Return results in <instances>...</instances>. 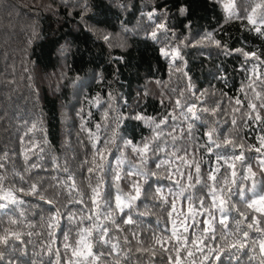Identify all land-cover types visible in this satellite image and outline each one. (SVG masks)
<instances>
[{"label":"trees","instance_id":"trees-1","mask_svg":"<svg viewBox=\"0 0 264 264\" xmlns=\"http://www.w3.org/2000/svg\"><path fill=\"white\" fill-rule=\"evenodd\" d=\"M181 7L186 9L183 15ZM244 7L237 0L241 16ZM226 15L221 0H0V163L4 165L0 175L5 177V191L27 190L33 183L39 191V195L14 191L20 202L0 210V232L15 219L12 229L20 233V240L12 241L6 250L2 264H48L49 245L52 252L63 254L64 236L75 237L79 227L93 223L87 219L92 213L88 210L86 162L113 136L115 143L106 154L101 174L108 202L100 209L98 222L111 230L121 256L127 253L123 264H150L148 255L137 251L132 234L135 232L145 245L151 243L153 234L171 235L168 205L153 198L157 188L169 201L179 191L173 181L180 177L174 174L172 180L166 178L171 153L184 147L190 154L194 152L189 158L200 163L205 179L217 167L224 173L226 165L223 159L217 161V155L229 157L233 150L210 145L212 152H207L206 132L215 127L218 136L236 135L231 124L236 100L241 101L242 111L255 115L246 107L252 96L247 85L254 69L264 73V64L259 62L264 60V37L253 31L246 19L228 20ZM159 24L165 29H158ZM153 32L157 33L155 38ZM206 34L221 47L204 41ZM162 49L169 55H162ZM236 49L256 53L259 59L245 60ZM189 106L198 118L188 113ZM216 108L215 116L204 111ZM257 111L264 113L259 108ZM138 115L143 119H135ZM236 116L241 125L237 138L258 147L264 121L240 119L239 113ZM145 121L167 123L157 129L160 139L151 143L147 164L142 165L132 149L151 142L156 134L155 125L150 127ZM189 125L191 136L187 134ZM169 133L179 139L173 141ZM245 156L244 165L237 167V184L251 187L252 182L243 179L245 168L251 166L261 182L259 191L264 187V175L258 167L261 157L255 151ZM158 163L165 167L157 169ZM138 170L148 173L146 179L128 175ZM117 172L122 176L124 193L132 192L133 182L142 188L140 199L125 209L136 223H118L119 232L103 219V213L115 206ZM69 175L83 196L82 203L75 202L76 193L69 195ZM91 182L96 183L94 177ZM191 191L194 196L201 194L199 186ZM251 195L246 192L245 198ZM232 203L250 211L243 209L238 191ZM182 208L186 210L184 197L177 203V210ZM57 212L59 224L49 229L48 218ZM227 215L230 221L239 218L231 210ZM122 218L118 215V222ZM203 218L198 216L197 220ZM126 238L128 244L124 243ZM96 251L107 255L103 246ZM249 255L252 253L241 254L243 264H259V258L250 261ZM162 259L156 256L155 264ZM222 264L234 262L225 258Z\"/></svg>","mask_w":264,"mask_h":264},{"label":"snow or ice","instance_id":"snow-or-ice-1","mask_svg":"<svg viewBox=\"0 0 264 264\" xmlns=\"http://www.w3.org/2000/svg\"><path fill=\"white\" fill-rule=\"evenodd\" d=\"M240 2L245 4L243 16L237 11V0H229V2L221 0L224 11L227 14L226 19L231 20L234 17L246 19L249 25L252 26V30L259 36L264 37V0H240ZM179 11L183 15L186 9L181 7ZM165 27L164 24L158 25L160 30H164ZM156 35V32L152 33L153 38ZM104 39L107 40L108 37H104ZM202 39L214 43L217 47H221L211 34H206ZM193 46L195 47L196 44H193ZM235 51L243 55L245 60L259 59L256 53L246 52L242 49H236ZM161 52L162 55H169L167 50L162 49ZM174 55L178 58V51ZM259 62L264 64V60ZM180 71L183 70L180 69ZM247 87L251 90L252 96L248 100L246 107L255 115L242 111L241 101L236 100L235 106L232 108L233 116L231 120L236 135L229 133L227 136L223 134L218 136V129L215 127H210L205 134L209 145L206 149L207 152H212L210 145H215L216 148H231L233 150L234 154L229 157L222 158L217 155V161L219 162L223 159L224 165H226L224 173H221V168L217 167L210 170L205 179L200 163L195 159L189 158L190 155H194V152L190 154L188 148L184 147L177 148L171 153L172 159L168 165L170 170H167L166 178L172 180L174 174L179 176L180 179L173 181L179 191L172 194L170 201L162 194L160 188H157L153 194L154 199L168 205L166 211L172 224L171 235L165 237L153 234L151 243L145 245L135 232L132 234V238L138 245L137 251L142 254L146 253L150 264H155L154 258L158 255L163 257L159 264H222L225 258L229 259L230 262H234V264H243L241 254L249 252L252 253V255L248 256L250 261L259 258V264H264V187L257 191V185L261 182L257 180L258 173L251 166L245 168L246 174L243 176L244 180L252 182L251 187L244 188L238 185L236 179L238 176V165H244L245 153L252 151L260 155L261 158L258 163L259 173L264 175V136L260 137L259 146L255 148L248 145L243 139H238L241 125H238L236 116L239 113L240 119L255 120L257 122L264 121V113L257 111L258 108L264 110V73H257L254 69L252 82ZM257 100L260 101L259 104L255 103ZM176 104L177 107H180L181 101L177 100ZM187 111L192 114L194 119L198 118L195 116L193 107L189 106ZM204 111L215 116L219 109H204ZM105 119H107V114ZM135 119L141 120L143 117L138 115ZM145 123L150 127L154 124L153 132L156 134L151 137V142L146 141L142 146H135L132 149L139 156L142 165L147 164L148 153L152 150L151 143L160 139L161 133L157 132V129H161V125L167 122L145 121ZM35 127L36 125H33V128ZM99 127L100 125H97V128ZM187 134L191 136L192 125L188 126ZM169 135L172 134L169 133ZM172 139L176 141L179 137L172 135ZM114 143L115 139L113 136L112 139L104 144L102 149L96 148L92 160L86 162L89 164L87 171L89 173L88 188L90 194L88 195V200L90 201V207L88 210L92 213L87 219L93 221V223L87 227L78 226L79 230L76 232L75 237L64 236L66 243L64 244L63 254L59 250L52 252L49 245L48 254L50 259L48 264H123V260L128 258L127 253H124L123 257L121 256L119 242H112L111 230L106 225L98 222V218L102 215L100 209L108 202L104 194V178L101 174L105 171L106 154ZM93 146L95 147V145ZM180 152L184 154L179 155ZM25 159H27V156ZM173 165L175 166L174 168L172 167ZM3 166L0 163V168ZM162 167H165V165L159 163L156 165L157 169ZM185 169H191L192 171L186 172ZM128 175H138L143 180L146 179L148 173L138 170L137 172H129ZM151 175L156 176L157 173L152 172ZM93 177L96 180L94 185L91 182ZM4 179L5 177L0 175V210L7 208L9 204L20 202L13 194L14 191H20L28 195H39L38 186L35 183L31 184L27 190L20 188L5 191L3 187ZM181 179L186 180V183H181ZM121 180L122 176L120 173H115V206L110 207L109 211L103 213V219L113 225L116 232L121 230L118 223L124 225L136 223L133 216L125 212V209H131L134 206V201L139 200L142 195L141 185L135 182L131 184L132 192L124 193L120 188ZM68 181L70 182L68 184L69 195L71 196L73 192L76 193L78 198L75 202L82 203L83 196L71 175H69ZM196 186H199L201 190L199 196H194L191 191ZM169 191L171 192V189ZM237 191L243 202V209L250 211L237 208L232 203V196L237 194ZM246 192L252 194L250 199L245 198ZM180 197L185 198L186 210L184 208L180 211L177 210V203ZM40 199L44 200L45 197L40 196ZM48 203L51 204V201H48ZM197 204L199 207H196ZM230 210L236 212L239 218L230 221L227 215ZM58 215L59 212L48 218L47 227L49 229H55L58 226ZM118 215L123 217L119 222L117 220ZM139 215L143 216L145 213H140ZM198 216L204 218L197 220ZM69 219H72V217H69ZM16 224L17 221L15 219L10 220L9 228L0 232V264L4 261L5 252L11 242L20 240V233L12 229V226ZM189 228L193 229L192 232L190 235H185ZM197 228L199 231L196 230ZM253 233L255 235H252ZM208 241H213V243L210 245ZM124 243L128 244L127 238ZM98 246H103L107 249V255L105 252L96 251ZM108 257H111V259ZM33 264H36V262L33 261Z\"/></svg>","mask_w":264,"mask_h":264}]
</instances>
